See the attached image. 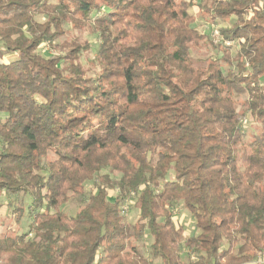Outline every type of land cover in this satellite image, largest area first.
Returning <instances> with one entry per match:
<instances>
[{"label":"trees","instance_id":"16d2710c","mask_svg":"<svg viewBox=\"0 0 264 264\" xmlns=\"http://www.w3.org/2000/svg\"><path fill=\"white\" fill-rule=\"evenodd\" d=\"M74 29L99 39L95 77L81 63L92 44L60 42ZM206 41L217 55L202 63ZM46 43L62 50L45 57ZM247 112L262 125L249 140ZM3 192L33 203L28 231H0V264H242L264 253V0H0ZM132 198L135 223L121 208ZM71 201L76 212L61 210ZM176 207L198 232L185 235ZM144 235L148 255L135 244Z\"/></svg>","mask_w":264,"mask_h":264},{"label":"rangeland","instance_id":"374dc122","mask_svg":"<svg viewBox=\"0 0 264 264\" xmlns=\"http://www.w3.org/2000/svg\"><path fill=\"white\" fill-rule=\"evenodd\" d=\"M55 1V0H51ZM108 9V8H107ZM193 13L196 14L198 28L204 32L208 37L213 38V30L216 29L217 25L212 23L209 18L202 17L201 14L198 13V10L195 8ZM39 20H42L41 16L37 17ZM220 25L227 26L229 22L220 21ZM79 38L82 42L89 41L92 46L89 51L83 54L81 57V63L83 67L87 71V76L95 77L100 70V65L97 60V45H98V37L96 34L91 33L87 30L78 31L77 29L72 30L65 37L60 38V42H70L73 38ZM67 38V39H66ZM56 47H52L49 43L43 44L40 47V53L45 57L52 56L54 54L60 53ZM217 52L209 41H206V45L204 48L199 50L195 54V59H198L199 62H202L209 57L216 56ZM17 57L16 54H12L7 56L6 61L13 60ZM243 99V98H242ZM245 119V120H243ZM242 127L245 131V139L249 140L253 136V134L260 133L262 130V125L257 118L252 115L250 112H247L244 117L241 119ZM50 152V154H52ZM53 157V156H52ZM108 172V170H104L103 173ZM115 175L118 176L116 173ZM173 173H169L167 179H172ZM135 198L129 199V210L124 213L125 219L129 223H135L139 218V206L135 202ZM33 203V197L29 193H20V194H11L7 192H3L0 194V231L4 233H19L21 234L24 231L29 230V224L31 223V219L29 216V208ZM15 207H22L24 210V214L19 221L16 220L15 214L12 210ZM78 208V204L74 201L68 202L66 205L61 207V210H64L68 213L76 212ZM174 215L177 221L182 222L185 226V235H190L192 233L198 232L195 228V218L194 216L187 210L181 207H176L174 209ZM151 243V239L144 235L142 238L135 241V244L138 245L145 253L148 255L149 246ZM182 250V260L184 262L188 261V251L187 249ZM160 260H155V264H160ZM94 264H97L95 262Z\"/></svg>","mask_w":264,"mask_h":264},{"label":"built area","instance_id":"2783aa9c","mask_svg":"<svg viewBox=\"0 0 264 264\" xmlns=\"http://www.w3.org/2000/svg\"><path fill=\"white\" fill-rule=\"evenodd\" d=\"M213 37L215 38V40H218L219 38V28L216 27V29L213 30ZM229 44V43H228ZM245 120V119H243ZM134 195V194H133ZM129 199H127L123 204H122V212L126 213L129 210Z\"/></svg>","mask_w":264,"mask_h":264},{"label":"crops","instance_id":"0c3cea01","mask_svg":"<svg viewBox=\"0 0 264 264\" xmlns=\"http://www.w3.org/2000/svg\"><path fill=\"white\" fill-rule=\"evenodd\" d=\"M242 264H264V253L259 254L256 258Z\"/></svg>","mask_w":264,"mask_h":264}]
</instances>
